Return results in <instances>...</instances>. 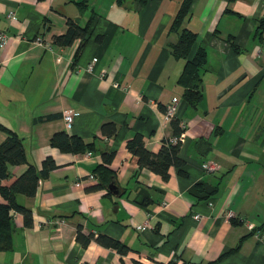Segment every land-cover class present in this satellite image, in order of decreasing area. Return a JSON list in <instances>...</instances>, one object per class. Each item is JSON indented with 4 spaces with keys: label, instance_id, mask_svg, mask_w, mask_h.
Masks as SVG:
<instances>
[{
    "label": "crops",
    "instance_id": "obj_1",
    "mask_svg": "<svg viewBox=\"0 0 264 264\" xmlns=\"http://www.w3.org/2000/svg\"><path fill=\"white\" fill-rule=\"evenodd\" d=\"M127 4L89 0L81 13L73 0H0V30L8 35L0 47V124L22 137L29 163L40 168L50 156L57 165L33 196L16 195L32 224L13 215L12 247L0 251V264H264V27L257 31L264 0H191L185 25L206 50L195 105L182 97L184 61L170 50L177 0ZM90 11L83 38L54 42L67 32V18L83 25ZM172 97L187 174L171 167L162 179L138 166L126 142L141 135L156 151L172 135L164 119ZM104 123L115 131L102 133ZM61 131L80 137L82 151L51 146ZM6 137L0 129V142ZM107 152L113 177L103 185L94 171ZM207 160L219 170L204 172ZM26 167L9 166L1 184ZM146 221L151 229L141 231ZM79 225L85 236L103 234L130 250L122 255L94 239L82 245Z\"/></svg>",
    "mask_w": 264,
    "mask_h": 264
},
{
    "label": "trees",
    "instance_id": "obj_2",
    "mask_svg": "<svg viewBox=\"0 0 264 264\" xmlns=\"http://www.w3.org/2000/svg\"><path fill=\"white\" fill-rule=\"evenodd\" d=\"M79 11L82 13L88 9L89 0H73ZM120 6L124 5L127 0H115ZM148 0H132L137 8H142ZM191 0H177V8L173 14L168 27L169 32L176 34L177 39L171 45L170 50L172 55L184 61L183 68L178 76L177 83L183 87L182 97L188 103L195 105L202 99V80L201 73L206 64V50L197 45L196 32L189 29L185 22L190 15ZM94 17V13L90 11L89 20L83 25L79 18H67V32L60 36L54 37V42L59 45L70 44L76 38H83L89 28V24ZM264 27V19L260 21L257 31L259 32ZM231 47L237 51V47L232 39H228ZM172 135H178L182 130L179 127V122L175 119L171 120ZM0 129L6 131L7 137L0 142V196L5 202H0V251L10 250L12 247L11 234L13 213L19 212L24 217L25 226L32 224L31 210L19 204L16 201V195L23 194L25 196H33L36 193L39 181L49 175L51 170L57 167L55 161L50 157L43 159L40 168H36L28 162L27 154L24 148L22 137L15 132L5 128L0 124ZM101 131L104 134H112L115 131V126L111 123H104L101 126ZM171 135V136H172ZM165 137L160 147L156 150L148 149L141 135H135L126 142V148L137 158V163L140 168H146L158 175L162 179H167L169 169L175 168L181 176H186V160L178 155L179 144L170 142V137ZM50 145L57 147L62 151L79 152L82 151L83 140L76 135H69L65 132H56L50 137ZM113 152L102 154L103 162L99 164L94 174L99 178L100 184L105 185L113 177V172L109 167L113 158ZM27 164L25 170L18 175L10 185L4 186L2 180L9 177V166ZM199 188L196 184L194 189ZM76 240L82 245L88 244L90 239L105 246L114 248L119 254H126L130 248L119 240H115L103 234L94 235L89 233L85 236L80 225L77 226ZM218 259L211 260L206 264H217ZM131 264H144L138 260H133ZM172 264V263H158Z\"/></svg>",
    "mask_w": 264,
    "mask_h": 264
},
{
    "label": "built area",
    "instance_id": "obj_3",
    "mask_svg": "<svg viewBox=\"0 0 264 264\" xmlns=\"http://www.w3.org/2000/svg\"><path fill=\"white\" fill-rule=\"evenodd\" d=\"M7 17L10 19V20H13L16 18V14L13 10H10L8 11L7 13ZM7 40H8V35L5 31H2L0 30V47H3L6 43H7ZM36 41L37 43H40L41 40L40 38H36ZM177 104H178V100L176 97H172L171 101L166 105L165 107V116H164V119L168 122H170L172 119L175 118V114H176V110H177ZM63 119L65 121V123L67 125H70V123L72 122V119H73V110L72 109H67L65 112H64V115H63ZM179 127L180 129L182 130L178 135H172L170 137V142L173 143V144H183L184 141H185V134H184V125L183 123L179 122ZM88 155H90L91 153H87ZM202 166V170L204 172H213V171H216V170H219L220 166L218 163L214 162V161H211V160H207V161H204L203 164L201 165ZM88 179H96L93 175H90L88 177ZM75 185L79 186L81 185V181H78L75 183ZM13 215L16 214V211H12ZM229 216H232V213H228ZM250 229L251 228V225H248ZM145 229H151V224L146 221L144 223V225H142L140 227V230L143 231Z\"/></svg>",
    "mask_w": 264,
    "mask_h": 264
},
{
    "label": "rangeland",
    "instance_id": "obj_4",
    "mask_svg": "<svg viewBox=\"0 0 264 264\" xmlns=\"http://www.w3.org/2000/svg\"><path fill=\"white\" fill-rule=\"evenodd\" d=\"M130 1H131V4H132V3H133L132 0H127L126 3H125L124 5H126V6H130V5L127 4V3H129Z\"/></svg>",
    "mask_w": 264,
    "mask_h": 264
},
{
    "label": "water",
    "instance_id": "obj_5",
    "mask_svg": "<svg viewBox=\"0 0 264 264\" xmlns=\"http://www.w3.org/2000/svg\"><path fill=\"white\" fill-rule=\"evenodd\" d=\"M110 187H111V188H112V187L114 188V186H112V185H111Z\"/></svg>",
    "mask_w": 264,
    "mask_h": 264
}]
</instances>
